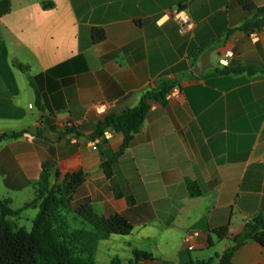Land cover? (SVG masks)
I'll use <instances>...</instances> for the list:
<instances>
[{
    "label": "crops",
    "instance_id": "0c3cea01",
    "mask_svg": "<svg viewBox=\"0 0 264 264\" xmlns=\"http://www.w3.org/2000/svg\"><path fill=\"white\" fill-rule=\"evenodd\" d=\"M180 8L193 22L184 32L173 13ZM256 11L240 0H11L0 15V134L28 132L0 142V199L14 210L32 202L44 162L55 164L52 183L67 185L82 170L73 200L126 213L134 225L100 243L105 264L114 255L124 264H218L246 223L264 215V27L240 29ZM96 27L104 39H94ZM227 50V65L256 71L219 72ZM205 53L212 66L196 74ZM165 79L179 90L166 105L152 103L117 156L124 133L103 123ZM101 130L112 136L94 149ZM187 178L201 195L191 196ZM39 203L12 219L20 225ZM137 250L154 259L137 260ZM232 263L264 264V245L243 243Z\"/></svg>",
    "mask_w": 264,
    "mask_h": 264
},
{
    "label": "trees",
    "instance_id": "16d2710c",
    "mask_svg": "<svg viewBox=\"0 0 264 264\" xmlns=\"http://www.w3.org/2000/svg\"><path fill=\"white\" fill-rule=\"evenodd\" d=\"M248 9H257L256 14L247 19L240 27L242 30L253 32L264 27V6H259L252 0H240ZM46 2L45 6H52ZM11 10V0H0V15ZM93 37L99 41L105 38L102 28L93 29ZM19 67L27 70L28 66L17 62ZM253 67L223 65L221 73H254ZM177 85L174 80H162L154 88L148 90L138 105L126 108L121 113L110 116L103 125L117 124L124 133V143L116 153L121 155L133 137L142 130L145 119L153 102L166 105L167 93ZM28 131H12L0 134V142L8 137H18ZM103 131H99L100 135ZM53 162H44L40 179L36 185V197L25 204L23 209L14 210L9 199H0V264H96L99 245L113 235H128L134 225L127 218L126 213L114 212L110 215L99 214L90 199L73 200L72 194L85 179L82 170L68 174L67 185L52 183ZM110 175V172L108 171ZM58 178L60 172L56 170ZM191 196L201 195L197 181L186 179ZM38 213L33 219V226L27 229L20 226L12 217L21 214L26 208L36 206ZM81 219V227H75L70 221V215ZM227 227L215 230L220 237L227 233ZM235 245L228 248L219 257L218 264H233L232 259L240 245L255 240L264 245V215H257L246 223L244 229L233 237ZM137 260L154 259V255L147 251H135ZM110 264H124L119 255L111 258ZM187 264H215L213 259H192Z\"/></svg>",
    "mask_w": 264,
    "mask_h": 264
},
{
    "label": "built area",
    "instance_id": "2783aa9c",
    "mask_svg": "<svg viewBox=\"0 0 264 264\" xmlns=\"http://www.w3.org/2000/svg\"><path fill=\"white\" fill-rule=\"evenodd\" d=\"M173 13H174V16L182 23L181 32H184L192 28L193 22L191 20L190 15L185 9L180 8V9L175 10ZM231 56H232V51L227 50L221 58V63L223 65H227L228 60ZM178 90H179L178 86L171 88L170 91L166 95L167 99L171 97L175 91H178ZM96 109L100 114L105 113L107 111V107L105 104L98 105ZM111 136H112V133L110 130H106L102 135H98L94 140L95 144L93 148L94 149L97 148V145L101 141L102 138L109 139ZM194 235H195L194 233H189L186 237L187 241H190ZM189 248L192 249L193 247L189 246Z\"/></svg>",
    "mask_w": 264,
    "mask_h": 264
},
{
    "label": "rangeland",
    "instance_id": "374dc122",
    "mask_svg": "<svg viewBox=\"0 0 264 264\" xmlns=\"http://www.w3.org/2000/svg\"><path fill=\"white\" fill-rule=\"evenodd\" d=\"M28 210H34V212H35L34 216L29 218L28 216L25 215L20 221V226H25L27 229H31L32 226H33V217H35L37 212L33 208H30ZM69 217H70V221L73 224V226H75V227L83 226L82 222H81V219L75 217L72 214ZM99 252H101V251L99 250ZM103 258H104V256L101 255V253H98V255L96 256V264H105ZM132 261H135V259L133 258Z\"/></svg>",
    "mask_w": 264,
    "mask_h": 264
},
{
    "label": "water",
    "instance_id": "95a60500",
    "mask_svg": "<svg viewBox=\"0 0 264 264\" xmlns=\"http://www.w3.org/2000/svg\"><path fill=\"white\" fill-rule=\"evenodd\" d=\"M211 66L212 64L209 59V53H205L195 65L194 72L196 74H202L206 69H208Z\"/></svg>",
    "mask_w": 264,
    "mask_h": 264
}]
</instances>
